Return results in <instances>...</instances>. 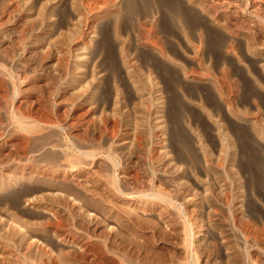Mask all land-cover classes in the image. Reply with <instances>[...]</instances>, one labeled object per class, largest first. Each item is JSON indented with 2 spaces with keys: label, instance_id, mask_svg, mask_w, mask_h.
I'll use <instances>...</instances> for the list:
<instances>
[{
  "label": "rangeland",
  "instance_id": "374dc122",
  "mask_svg": "<svg viewBox=\"0 0 264 264\" xmlns=\"http://www.w3.org/2000/svg\"><path fill=\"white\" fill-rule=\"evenodd\" d=\"M0 264H264V0H0Z\"/></svg>",
  "mask_w": 264,
  "mask_h": 264
}]
</instances>
